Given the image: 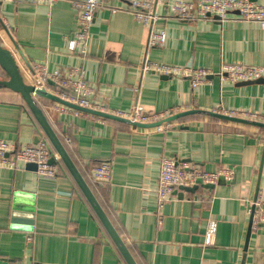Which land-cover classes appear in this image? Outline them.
<instances>
[{
	"label": "crops",
	"instance_id": "crops-1",
	"mask_svg": "<svg viewBox=\"0 0 264 264\" xmlns=\"http://www.w3.org/2000/svg\"><path fill=\"white\" fill-rule=\"evenodd\" d=\"M83 1L0 4L7 27L0 26L2 45L39 51L40 59L28 60L31 67L83 69L96 88V101L107 110L137 109L141 116L172 111L174 116L224 109L264 116V80L233 84L213 77L193 90L188 79L143 70L145 62L191 64L213 73L223 64L264 67L259 24L162 18L155 28L166 32V44L148 50V26L128 12L103 7L89 33L88 54L80 58L69 51L68 39L78 30L72 2ZM158 11L166 14L164 8ZM20 64L28 84L31 69ZM0 79H8L1 68ZM46 90L56 96L55 86ZM36 98L137 264H264V226L249 230L253 204L264 208V129L202 114L182 116L163 130L138 128ZM38 137L44 133L21 96L0 89V140L19 147L36 145ZM166 158L207 173L232 168L235 175L211 189L177 188L160 210L156 191ZM102 162L113 169L105 187L92 181ZM57 168L56 180L41 178L29 165L0 168V264H126L73 178ZM210 219L218 222L214 247L204 245Z\"/></svg>",
	"mask_w": 264,
	"mask_h": 264
},
{
	"label": "built area",
	"instance_id": "built-area-1",
	"mask_svg": "<svg viewBox=\"0 0 264 264\" xmlns=\"http://www.w3.org/2000/svg\"><path fill=\"white\" fill-rule=\"evenodd\" d=\"M58 0H0V3L16 2L30 3L32 5H52ZM73 8L78 11V30L68 39V49L71 53L85 58L88 54L89 33L94 24L96 12L105 7L114 14L124 11L132 14L142 25L150 28L148 50L161 48L166 44L167 34L163 30L155 28L162 18H176L185 22H198L202 20H245L255 22L264 29V0H84L72 2ZM159 8H164L165 15H161ZM0 26L7 28L2 20ZM0 28V40L1 38ZM22 65V64H21ZM29 85L35 89L46 88L48 81H54L61 88L71 91L72 95L59 91L56 94L62 100L79 105L81 108L96 112L107 113L127 120H133L142 124L158 123L172 117V111H167L151 116H141L137 109L130 111L107 110L105 106L95 99L96 88L85 78V72L81 68H73L65 71H49L42 65L29 66ZM144 72H153L174 79H188L192 89H197L206 84L210 77H219L223 82L233 84L255 82L264 80V67L246 66L242 64H223L216 73L210 70L196 68L191 64L185 66H171L167 64L145 62ZM72 110V109H70ZM77 115L84 114L74 111ZM216 113L229 117L264 123V116L251 112L215 110ZM94 116V115H91ZM97 118L103 120L104 118ZM170 125H162L158 130H163ZM55 156L48 143L41 140L37 145H23L17 147L12 142L0 140V168L15 170L20 165L35 164L37 173L46 180H56L59 175L57 165H50V160ZM112 164L102 162L92 171V181L101 186H107L112 180ZM235 171L232 168H223L215 173H207L198 166L180 164L173 159H163L159 174V187L156 191L158 208L161 210L170 203L171 194L176 188L194 187L201 181L203 185H217L221 178L226 182H232ZM256 208L252 217V229L257 230L264 226V208L253 204ZM163 224V214L158 212V226ZM218 232V222L210 219L207 224L204 245L214 247ZM18 264V263H12Z\"/></svg>",
	"mask_w": 264,
	"mask_h": 264
},
{
	"label": "water",
	"instance_id": "water-1",
	"mask_svg": "<svg viewBox=\"0 0 264 264\" xmlns=\"http://www.w3.org/2000/svg\"><path fill=\"white\" fill-rule=\"evenodd\" d=\"M14 50H10L5 48L1 41H0V68L5 72L8 79L7 80H1L0 79V89H8L12 92H15L19 94L22 98V100L25 102L29 110L34 115L35 119L37 120L38 124L40 125L45 138L48 140L49 144L51 145L53 151L58 156L59 161L63 163L67 171L70 173L71 177L73 178L74 182L76 183L77 187L81 191L82 195L88 202V204L91 206L92 210L96 214L97 218L105 228L106 232L114 242L115 246L117 247L118 251L120 252L121 256L125 260L126 264H137L133 256L131 255L128 247L126 246L125 242L122 240L120 235L118 234L117 230L113 226L112 222L110 221L108 215L102 208L101 204L99 203L98 199L94 195L90 185L87 183V181L84 179L80 171L78 170L77 166L75 165L74 161L70 157L66 146L62 142V140L59 138L55 130L53 129L52 125L48 121L45 113L43 112L42 108L39 106L37 102V98H47L54 102H57L58 104L62 106H67L74 110H80L82 112H86L90 115L98 116L104 119H109L121 123H126L133 125L138 128H153V127H160L162 125H167L166 123L178 120L182 116L190 115V114H202L210 117H214L216 119H219L221 121H226L229 123H236V124H242L246 126H251L259 129H264V123L257 122V121H251V120H245L241 118L236 117H229L226 115H222L213 111H204V110H193L191 112L183 113V114H177L170 118H167L163 121H160L158 123H151V124H142V123H136L133 121H129L114 115H110L107 113L102 112H96L89 109H82L76 105L67 103L60 98L51 95L47 92L46 88L41 89H35L32 85H29L25 82L22 74V68L20 64V60L30 66L28 60L29 59H40L39 57V51L32 50L30 48H20L18 45L15 44ZM16 52V53H15ZM38 54V55H37ZM213 78L212 76L210 79ZM42 140V137L37 138V144ZM36 144V145H37ZM58 161V160H57ZM57 161L55 158H52L50 160L51 164L57 165ZM30 169L36 170L37 172V166L35 164H29ZM203 186L204 188L211 189L214 187V185H203L201 181L198 182V185L194 186L193 188H186L187 191H193L198 188V186ZM257 202V199L255 200ZM256 208L253 206V212L251 215V222H250V229L252 228V217L255 213Z\"/></svg>",
	"mask_w": 264,
	"mask_h": 264
},
{
	"label": "rangeland",
	"instance_id": "rangeland-1",
	"mask_svg": "<svg viewBox=\"0 0 264 264\" xmlns=\"http://www.w3.org/2000/svg\"><path fill=\"white\" fill-rule=\"evenodd\" d=\"M1 4V3H0ZM2 4H4V3H2ZM53 5V4H52ZM48 6H51L50 4H48ZM73 36V35H72ZM71 38V37H70ZM76 55V54H75ZM76 56H78L79 57V55H76ZM169 78V77H168ZM48 85H51V86H55V89L57 90V92H56V94H60V92L59 91H64V92H66V93H68V94H70V95H72V93H71V91H69V90H65V89H63V88H61L57 83H55L54 81H48V83H47ZM56 97H58L57 95H56ZM58 98H60V97H58ZM61 99V98H60ZM62 100V99H61ZM63 101H65V100H63ZM65 102H67V103H70V104H73V105H76V106H78V107H80L79 105H77V104H74V103H71V102H68V101H65ZM64 107H66V108H69V107H67V106H64ZM81 108V107H80ZM71 109V108H70ZM82 109H85V108H82ZM72 110H74V109H72ZM74 111H78V112H82V111H80V110H74ZM82 113H84V114H87V115H90V114H88V113H86V112H82ZM124 119V118H123ZM127 120V119H126ZM43 140H47L45 137L44 138H42ZM48 141V140H47ZM46 141V142H47ZM51 149V148H50ZM53 150V149H52ZM51 150V151H52ZM54 152V151H53ZM52 152V153H53ZM55 156H57L56 154H55V152L53 153ZM57 159H58V156H57ZM59 160V159H58ZM27 165H29V164H27ZM50 165H54V164H51L50 163ZM39 175V174H38ZM40 176V175H39ZM41 177V176H40ZM41 178H43V177H41ZM58 178V177H57ZM43 179H45V178H43ZM215 186V185H214ZM182 188H184V187H182ZM186 188H188V187H186ZM177 189V188H176ZM175 189V190H176Z\"/></svg>",
	"mask_w": 264,
	"mask_h": 264
},
{
	"label": "trees",
	"instance_id": "trees-1",
	"mask_svg": "<svg viewBox=\"0 0 264 264\" xmlns=\"http://www.w3.org/2000/svg\"><path fill=\"white\" fill-rule=\"evenodd\" d=\"M46 141H47V140H46ZM47 143H48L49 147H50L51 150H52V147H51V145L49 144L48 141H47ZM52 152H53V150H52ZM53 153H54V152H53ZM58 164L61 166L62 171L66 172L68 175H70V173L67 171V169L65 168V166L63 165V163H62L61 161L58 162L57 165H58ZM70 176H71V175H70ZM87 183L90 185V187H91V189H92V188H93V187H92V182L89 181V180H87ZM80 194L82 195L81 191H80Z\"/></svg>",
	"mask_w": 264,
	"mask_h": 264
}]
</instances>
